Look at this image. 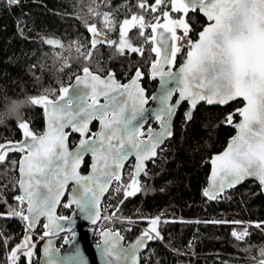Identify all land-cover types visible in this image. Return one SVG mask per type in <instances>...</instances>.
I'll use <instances>...</instances> for the list:
<instances>
[{"label": "snow or ice", "instance_id": "1", "mask_svg": "<svg viewBox=\"0 0 264 264\" xmlns=\"http://www.w3.org/2000/svg\"><path fill=\"white\" fill-rule=\"evenodd\" d=\"M6 3L13 6L19 0H6ZM135 7L139 11L119 23L118 42L107 39L97 29L89 31L92 34L90 45L94 50L107 43L120 55H124L125 50L141 57H145L146 52L149 56L154 53L150 61L145 58L143 62L150 63V78H159L157 91L146 95L140 83L144 77L140 67L135 68L127 83H118L111 73L102 78L84 68L83 75L75 77V84L61 86L58 95L54 91L51 95L32 98V104L41 107L47 119L42 134H34L28 122H20L18 128L23 139L0 143V163L9 158V153L24 154L19 161L20 195L14 197L15 205H9L7 216L18 218L25 231L21 244L11 249L10 264H17L20 255L32 264L35 245L31 240L41 218L47 221L41 239L64 230L59 222L70 217L55 213L70 182L72 191L63 207L75 205L93 226L101 219L105 222L114 219L107 214L102 216L100 210L101 196L114 181L117 182L115 191L123 192L125 198L146 191L141 181L142 176L149 175L146 162L162 157L165 151L162 146L173 137V119L184 102L188 105L184 112L185 124L193 119L200 102L224 105L237 97L245 102L238 109L242 119L234 125L237 134L222 153L210 160L209 187L203 190V196L208 201L219 200L226 190L234 189L248 178L258 181L264 192V0H154V3L139 0ZM197 11L213 23L204 27L199 39L194 41L190 36L194 17L189 14ZM129 27L138 29V37L142 38L138 46L128 36ZM44 43L55 46L57 41L44 38ZM185 48L186 58L179 69L173 71L178 54ZM70 87L83 91L69 95ZM226 119L232 123L231 115ZM94 120L99 121L96 132L89 127ZM152 121L158 129L152 126ZM66 128L81 137L74 151L68 149ZM86 154L93 160L92 173L82 176L78 168ZM131 156L135 157V163L128 172L127 182H123L121 169ZM9 183L15 186L14 182ZM8 187V184L0 185L4 190ZM0 203L7 201L0 199ZM141 219L147 227L128 247L122 245L124 237L119 232L107 225L99 230L101 239L97 246L102 249L105 264H138V253L148 241L158 240L170 246L162 235L163 224L183 222L162 219L160 215ZM202 222L241 223L219 219ZM261 224L264 222L255 226L260 228ZM93 231L95 234V227ZM75 236L73 230L72 242ZM231 236L239 240L247 237L248 232L246 228L239 232L233 229ZM51 243L49 239L44 248L46 264H80L78 254L69 253L62 260L55 259L52 254L59 250L53 249Z\"/></svg>", "mask_w": 264, "mask_h": 264}, {"label": "trees", "instance_id": "2", "mask_svg": "<svg viewBox=\"0 0 264 264\" xmlns=\"http://www.w3.org/2000/svg\"><path fill=\"white\" fill-rule=\"evenodd\" d=\"M138 2L19 0L17 5L8 6L6 0H0V109L30 96V104H26L22 119L0 126V143L21 138L20 122H28L34 133H41L43 112L41 107L32 104V98L51 95L54 91L58 95L59 88L66 86L84 68L102 73L100 46H104L105 52L112 56L109 64L115 67L117 75L124 78L129 71L134 73L137 61L129 56L131 53L125 50L128 56L120 55L108 45H98L93 50L89 31H104L112 41L118 42L119 23L139 11L135 7ZM189 15L194 17L190 24V36L195 40L206 21L198 11ZM109 28L113 30L109 31ZM146 31L149 32V29ZM114 32L116 38L111 37ZM128 36L134 45L138 46L142 41L137 28L129 29ZM44 38L56 39L57 43L55 46L48 45L44 43ZM186 51V48L182 49L178 54L177 66L183 61ZM89 56L91 59H88ZM146 58L150 61L152 54L149 56L147 53ZM148 65L142 62L147 76ZM144 82L149 92L155 89V83L146 78ZM241 104L240 101L226 106L202 103L194 111L193 119L185 124L184 111L188 105L183 103L174 119L173 137L163 145L168 146L166 157L149 162V176L141 177L147 190L128 198L122 194L117 199L113 214L124 221L121 222L125 229L123 234L130 240L147 227L141 217L160 215L162 219L183 221L162 225V235L170 246L166 247L158 240L150 241L155 258L160 259L159 264H264V258L254 251L258 245L264 244V224L260 228L255 226L264 222V197L259 185L255 181H245L214 201H208L202 194L210 169L209 159L224 148L227 139L234 133L232 124L239 119L234 112ZM229 115L232 116L231 124L226 119ZM151 124L156 125L153 121ZM96 127L97 123H93L91 130ZM77 140L78 136L71 134L69 145L73 147ZM20 154L9 153V158L0 163V185H9L7 190L0 188V199L7 201L6 204L0 203V264H10L7 259L11 249L21 244L25 231L18 218L7 216L9 205H15L14 197L20 195L17 185ZM88 165L89 158L82 166L83 172L87 171ZM62 210L65 213L60 215H69L71 211L63 206L60 212ZM217 219L241 223L219 225L202 222ZM242 222L249 223L248 236L236 240L231 231L243 230L246 225L243 226ZM59 244L61 247L62 241ZM35 251L33 257L38 259L39 250ZM17 264H28V259L20 255Z\"/></svg>", "mask_w": 264, "mask_h": 264}, {"label": "water", "instance_id": "3", "mask_svg": "<svg viewBox=\"0 0 264 264\" xmlns=\"http://www.w3.org/2000/svg\"><path fill=\"white\" fill-rule=\"evenodd\" d=\"M199 12V11H198ZM199 14L205 19L206 23L205 25L202 27V29L199 31H203V28L204 27H207L209 24L213 23L212 21H209L207 19V17L203 14V13H200ZM199 32H198V35H197V39H199ZM196 39V40H197ZM195 41V40H194ZM186 58V53H185V57L184 59ZM183 59V60H184ZM183 63V61L175 67V65L173 64V71H177L179 69V67L181 66V64ZM93 74H97V75H100L99 73L97 72H94L92 70H90ZM149 72H150V65H149V68H148V76H149V79L152 81L153 79L150 78V75H149ZM111 73L113 76H114V73L113 72H109ZM108 74V73H107ZM106 75H100L102 78H106ZM78 75H83V72H81L80 74ZM134 75V74H133ZM114 78L116 79V77L114 76ZM117 80V79H116ZM130 79H128L126 82H122L120 80H117L118 83H127ZM157 81L156 83V87L155 89L148 95V96H151L152 94H154L158 87H159V78H156L155 79ZM141 83V81H140ZM75 84V78L72 80V82L66 86H70V85H74ZM141 86H142V83H141ZM143 87V86H142ZM146 90V89H145ZM80 91H83L82 88H78V87H70V91H69V95H77L79 94ZM147 95V93H146ZM176 96H178V93L177 94H174V99L176 98ZM237 101H240L242 102V104L235 110V114L238 115L239 119L238 121H236L235 123L232 124V127L234 129V133L227 139V142L224 146V148L222 150H220L219 152L213 154L210 159H209V165H210V169H209V173H208V176H207V179H206V184H205V187H209V176L211 175V164H210V160L213 156L215 155H218L220 153H222L228 146L229 142L232 140V138L237 134V130L236 128L234 127L235 124H238L240 123L241 121V117L239 115V112H238V109L242 108L244 106V101H243V98L242 97H237L235 100L233 101H229L227 104H224V105H218V106H226L230 103H234V102H237ZM100 102L103 103V98L100 99ZM185 103V102H184ZM204 102H200V104H202ZM198 104V106L200 105ZM205 105H207L206 103H204ZM154 106V105H153ZM197 106V107H198ZM207 106H212V105H207ZM179 109V108H178ZM197 109V108H196ZM42 110V108H41ZM178 111V110H177ZM43 112V110H42ZM175 119V117H174ZM174 119H173V124H174ZM43 122H44V126H43V131L39 134H36V135H40L44 132V130L46 129L47 127V119L45 117V115L43 114ZM154 122V121H153ZM93 123H97V128L95 130H91L92 132H96L99 130V121L97 120H94L91 122V124L89 125L90 129H91V126ZM154 128H157L158 129V125L157 127H154ZM65 131L68 133V140H67V146H68V149L69 151H74L76 146L79 144V140L81 139L79 133H75L71 130V128H66ZM71 134H76L78 136V140L76 142V144L73 146V147H70L69 145V136ZM21 139H23V136H22V133H21V138L18 140L20 141ZM171 139V138H169ZM167 139V140H169ZM17 142V141H15ZM24 154L21 153L20 156H19V159H18V163H17V174H18V179H19V176H20V173H19V161L21 160L22 156ZM86 158H89V165H88V169L86 172H82L81 171V168L85 162V159ZM133 160V164L135 163V157L134 156H131L129 157V159L127 161H125V165L126 163H128L129 161ZM149 161L146 162V166H147V163ZM92 163H93V160H92V157L90 154H86L84 159L82 160L81 164H80V167L78 168V172L82 175V176H87V175H91L92 173ZM124 165V166H125ZM124 169V168H123ZM123 169H121V176H122V172H123ZM245 181H255L258 185V181H256L254 178H248L246 179ZM244 181V182H245ZM244 182H242L241 184H243ZM241 184L237 185L236 187L240 186ZM17 185H18V182H17ZM111 185V184H110ZM109 185V187H110ZM235 187V188H236ZM260 187V186H259ZM18 189H19V185H18ZM203 189V190H204ZM228 190H231V189H228ZM226 190V191H228ZM72 191V184L71 182L69 183V185L66 187L65 189V194L61 197L60 199V203L57 205V208H56V215L57 216H64V217H70V220H65V221H60L59 223L63 224L64 225V230L63 231H57L55 235H51L49 237H44L43 239H39L38 242H40V248H39V261H38V264H46V260H45V257H44V248H45V245L47 244L48 240L50 239L52 241L51 243V247L53 249H57L59 251H54L53 252V257L55 259H58V260H62L64 256L68 255L69 253H72L73 255H77L78 254V257H79V261H80V264H105V258H104V255H103V252H102V249L100 247L97 246V243L93 242V236H94V227L96 228V226H93L90 224V222L87 221V218L82 215L79 210L76 208L75 205H71L69 208H71V211L69 213V215H59L58 213V210H59V207L60 205L62 204V202L65 200L66 203H68V193ZM225 191V192H226ZM261 191V190H260ZM20 193V191H19ZM107 193V192H106ZM104 193L102 196H101V199H100V203H101V200L103 199V197L105 196ZM203 193V191H202ZM263 197H264V192H261ZM47 221L44 219V218H41L38 222H37V225L35 227V229L38 227V226H42V236H43V233L44 231L46 230L44 228V224L46 223ZM34 229V230H35ZM33 230V231H34ZM75 231L76 233V236H75V241L72 242V231ZM141 235V233H139L138 235L135 236V238L132 240V242H130V244L128 245H125L124 244V239L123 241L121 242L122 245L124 247H128L129 245L135 243L136 239ZM41 236V237H42ZM60 236H63L62 237V246H64L63 250H61L62 247H59L57 245V241L59 239ZM123 236V235H122ZM124 237V236H123ZM101 239V237H100ZM68 241L67 243L65 241ZM100 242V241H99ZM98 242V243H99ZM150 243V241L147 242L146 244V247L141 249L138 253V256H137V260H138V264H140V254L146 250L147 248V245Z\"/></svg>", "mask_w": 264, "mask_h": 264}, {"label": "flooded vegetation", "instance_id": "4", "mask_svg": "<svg viewBox=\"0 0 264 264\" xmlns=\"http://www.w3.org/2000/svg\"><path fill=\"white\" fill-rule=\"evenodd\" d=\"M133 2H134V0H132ZM150 3H152V2H150ZM154 3V2H153ZM171 14V13H170ZM172 16H176L177 14H174V13H172L171 14ZM128 19H131V16L128 18ZM132 27H129V29H131ZM129 29H128V31H129ZM149 32H150V29H149ZM103 36H105V37H107V39H110V37L109 36H107L106 34H105V32L104 31H102V33H101ZM198 35V34H197ZM116 34H115V32L111 35V37H113V38H116ZM197 39V38H196ZM195 39V40H196ZM111 40V39H110ZM102 45H108L107 43H105V44H102ZM108 47H111L112 48V46H109L108 45ZM100 50H101V53H102V56L100 57L101 58V63H100V65H101V67L103 68V71H102V73H99L100 75H106L107 73H109V72H113L114 73V76L116 77V79L117 80H120V81H122V82H126L127 80H128V78L132 75V73L133 72H131L130 73V71H129V73H126V76L123 78L122 76H119V75H117V73H116V71H115V67H112V64L110 63L109 64V62H112V56L110 55V54H108V53H106L105 52V50H106V48L104 47V46H100ZM125 55H127V53L125 52V54H124V56ZM128 56V55H127ZM129 56H133L134 58H135V60L137 61L136 62V64H135V66H134V69L136 68V66H140V68L142 69V71L144 72V77L142 78V80H141V83H142V86L146 89V91H147V94H149V93H151L152 91H150L149 92V89L147 88V87H145V85H144V81H145V78H146V80L147 81H150V82H152V83H155L154 85H155V87H156V83H157V81L156 80H150L149 79V76H147V72L144 70V68L142 67V62L144 61V59L146 58V56H147V52L145 53V57H137L136 56V54H133V53H131ZM155 56V54L153 53L152 54V57H154ZM105 60H106V62H105ZM149 65H150V63H149ZM149 65H148V68H149ZM174 65H175V67L177 66L175 63H174ZM88 69H90V68H88ZM108 69H110L109 71H108ZM134 69H133V71H134ZM91 70V69H90ZM113 70V71H112ZM93 71V70H92ZM82 72V71H81ZM95 72V71H94ZM98 73V72H97ZM80 74V73H79ZM134 74V73H133ZM77 76V75H76ZM75 76V77H76ZM74 77V78H75ZM73 78V79H74ZM131 78V77H130ZM129 78V79H130ZM72 79V80H73ZM127 79V80H126ZM126 80V81H125ZM72 82V81H71ZM71 82H69L68 84H70ZM67 84V85H68ZM155 123V122H154ZM156 124V123H155ZM153 127H157V124L155 125V126H153ZM97 128V127H96ZM71 147V146H70ZM87 159V158H86ZM85 159V160H86ZM150 162H152V161H150ZM149 163V162H148ZM133 165V160H131V161H129L128 163H126V165H125V167H124V170L123 171H125V169L127 168V167H129V166H132ZM81 171H82V168H81ZM83 172V171H82ZM108 193V192H107ZM66 203V201L64 200L63 202H62V204L60 205V207H59V210H58V213H65V211L63 212V210L60 212V209H61V207L64 205ZM101 204V203H100ZM69 208V207H68ZM71 210V208H69V211ZM60 215V214H59ZM41 226V225H40ZM40 226H38L34 231H33V235H32V240H31V242L35 245V247H34V249H33V253H35L36 254V251H35V249H37V250H39V248H40V243L38 242L39 240L38 239H40L41 238V236H42V233L41 232H43L42 231V227H40ZM40 227V228H39ZM41 230V231H40ZM62 237L63 236H60L59 237V239H58V241H57V245L59 246L60 244H59V242H61L62 241ZM60 247V246H59ZM61 247H64V246H61ZM62 249V248H61Z\"/></svg>", "mask_w": 264, "mask_h": 264}, {"label": "bare ground", "instance_id": "5", "mask_svg": "<svg viewBox=\"0 0 264 264\" xmlns=\"http://www.w3.org/2000/svg\"><path fill=\"white\" fill-rule=\"evenodd\" d=\"M146 93H147V91H146ZM185 112V111H184ZM167 141V140H166ZM15 142V141H14ZM151 161V160H150ZM149 161V162H150ZM148 164V163H147ZM125 167V166H124ZM131 168H132V166H129V167H127L126 169H125V171H123L122 172V176H121V178H122V181H123V179H124V181L123 182H127V180H128V172L129 171H131ZM146 168H147V166H146ZM124 170V169H123ZM149 176V175H148ZM111 186V185H110ZM109 189H110V187H109ZM228 191H230V190H228ZM228 191H226V192H228ZM108 192H109V190H108ZM225 192V193H226ZM20 194V193H19ZM108 193H106L105 194V196L107 195ZM123 194V192H121V194H120V196ZM224 194V193H223ZM104 196V197H105ZM119 196V197H120ZM104 197H103V199H104ZM118 197V198H119ZM117 198V199H118ZM206 198V197H205ZM103 199L101 200V204H100V210H101V214H102V202H103ZM117 201V200H116ZM113 210H114V206H113ZM102 216H103V214H102ZM110 224H112V220H110V221H108V222H105V221H103V219H101V221L98 223V225L96 226V228H95V241L93 240V242H95V243H98V241H100V234H99V230L101 229V228H104L106 225H110ZM117 224H118V227H123L122 229H120V230H116V229H113L115 232H119L121 235H123L124 236V234H123V232H124V226L121 224V220L120 219H118V221H117ZM97 231V232H96ZM94 237V236H93ZM124 244L125 245H128V244H130V242H132V240H130V239H128V238H125V236H124ZM150 244V243H149ZM147 245V248H146V250L145 251H143L141 254H140V260L142 259V258H147V259H149L152 263H154V264H157V262L158 261H160V259L159 258H155V253H154V249H153V247L152 246H150V245ZM61 250H63V247H62V249ZM39 259V258H38ZM38 259H35V258H33L32 259V261H33V263L34 264H38Z\"/></svg>", "mask_w": 264, "mask_h": 264}, {"label": "clouds", "instance_id": "6", "mask_svg": "<svg viewBox=\"0 0 264 264\" xmlns=\"http://www.w3.org/2000/svg\"><path fill=\"white\" fill-rule=\"evenodd\" d=\"M26 104H30V96L22 97L14 104H9L0 109V126L7 125L10 121L22 119L23 113L26 111ZM254 251L259 253L261 258H264V244L258 245Z\"/></svg>", "mask_w": 264, "mask_h": 264}, {"label": "built area", "instance_id": "7", "mask_svg": "<svg viewBox=\"0 0 264 264\" xmlns=\"http://www.w3.org/2000/svg\"><path fill=\"white\" fill-rule=\"evenodd\" d=\"M162 147L165 149V151L163 152L161 159H164V157H166L165 153L168 150V146H162ZM123 181H124V179H123ZM116 185H117V182H115V181L111 184L110 189H109V192L104 197L103 202H102V214L103 215L104 214H107V215H109L111 217H114V219L112 220V224L107 225V227L110 228V229H112V230L113 229H116V230L122 229V227H118V224H117V221H118V219L120 217H115L113 215V206L115 205L114 203H115V201L117 200V198L121 194V192H116L115 191ZM105 210H107V212H105ZM242 223H243L242 224L243 226L249 224L248 222H242ZM140 264H154V263H152L147 258H142L140 260Z\"/></svg>", "mask_w": 264, "mask_h": 264}, {"label": "rangeland", "instance_id": "8", "mask_svg": "<svg viewBox=\"0 0 264 264\" xmlns=\"http://www.w3.org/2000/svg\"><path fill=\"white\" fill-rule=\"evenodd\" d=\"M115 203H116V201H115ZM115 203H114V204H115ZM119 219L121 220L122 218H119ZM122 221H123V220H121V222H122ZM123 222H124V221H123ZM248 225H249V224H248ZM248 225L245 226L246 229H247V226H248ZM250 226H251V225H250ZM122 228H123V227H122ZM245 228H244V229H245ZM244 229H243V230H244ZM243 230H241V231H243ZM96 232H97V231H96ZM238 232H239V231H238ZM134 238H135V237H134ZM94 239H95V234H94L93 240H94ZM94 241H95V240H94ZM95 242H96V241H95ZM98 242H99V241H98ZM124 243H125V242H124ZM33 258H34V257L32 256V257H31V260H32ZM7 260H8V259H7Z\"/></svg>", "mask_w": 264, "mask_h": 264}]
</instances>
